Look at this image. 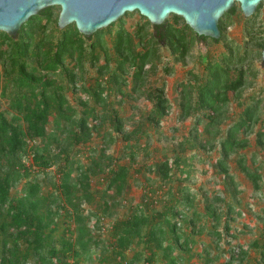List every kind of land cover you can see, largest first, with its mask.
Here are the masks:
<instances>
[{
    "label": "trees",
    "instance_id": "16d2710c",
    "mask_svg": "<svg viewBox=\"0 0 264 264\" xmlns=\"http://www.w3.org/2000/svg\"><path fill=\"white\" fill-rule=\"evenodd\" d=\"M261 8L262 3L253 17H238L247 23L248 33V24L256 23ZM60 11V6L43 9L23 24L17 36L0 31V98L7 99L5 105L0 101V264H72L71 257L80 264V258L91 256L99 243L94 227L102 230L103 218L114 214L113 207L118 206L131 172L130 165H119L108 152L110 145L123 140L133 166L137 145L145 150L154 135L162 139L161 125L172 104L165 79L160 85L147 86L149 74L157 70L165 50L172 60L166 61L163 69L166 74L173 73L175 63L185 62L200 40L215 48L204 52L201 65L190 69L176 84L179 119L193 118V124L178 148L162 155L154 166L161 187L178 179L177 188L163 208L152 214L148 208L157 200L154 190L146 191L131 214L111 228L112 258L121 264H134L126 260V252L143 241L151 249V257L162 250L166 264L183 263L184 259L186 264H194L189 262L196 255L194 236L206 232L221 240L219 226L224 220L230 233L234 205L228 204L227 211L212 203L204 212L197 208L196 194L185 183L193 157H188L187 151L218 152L214 166L235 198L239 190L231 171L232 160L256 191L264 185V157L258 166H252L244 153V149L256 146L252 163L264 153V88L249 97L242 94L258 75L252 63L254 48L250 47L258 38L251 36L244 45L227 38L226 30L232 25L227 17L236 14V4L219 20V39L197 34L177 14L155 25L138 10L86 35L75 23L60 28ZM136 15V22H131ZM86 63L96 68L98 76L93 84L79 86L85 96L74 104L68 91L78 87ZM133 93L145 94L151 107L127 129L124 104ZM234 101L237 109L232 110ZM95 135L104 141L99 150L89 148ZM87 148L88 162L84 163ZM54 166L56 180L49 174ZM40 174L51 180L54 191L48 195L43 192ZM98 175L100 183H106L102 190L93 185ZM21 181L25 182L23 194L13 195V186ZM60 213L69 220L64 221L57 246L51 231ZM202 217L207 222L201 223ZM93 219L96 221L91 225ZM210 220L212 228L207 226ZM252 245L264 261V244L258 239ZM239 250L237 255L230 249L231 256L224 264H233L236 257L244 264L248 250ZM204 251L211 255L209 248ZM197 255L202 256V252Z\"/></svg>",
    "mask_w": 264,
    "mask_h": 264
},
{
    "label": "rangeland",
    "instance_id": "374dc122",
    "mask_svg": "<svg viewBox=\"0 0 264 264\" xmlns=\"http://www.w3.org/2000/svg\"><path fill=\"white\" fill-rule=\"evenodd\" d=\"M237 12L234 15L228 16L227 21L231 22V26L227 28V38L234 40L235 42L245 44L247 38L256 36V40L250 43V47L254 48V57L252 63L258 70V75L251 79V84L247 85L243 89V97H249L255 92H259L261 88H264V64L261 67L260 62L262 54L260 51L264 49V2H262V8L259 15L256 18L254 25L248 24L251 27L248 33L246 26L247 23L239 16L244 15L240 3H236ZM256 14V13H255ZM254 14V15H255ZM253 15V16H254ZM251 16V17H253ZM246 17V16H245ZM248 18V17H247ZM138 15L131 19V22H136ZM130 25V24H129ZM215 48L212 44H206L203 41H197L194 45L191 54L187 57L185 62L175 63V71L171 74H166L164 71V64L166 61L172 60V55L169 51H163L164 57L161 62L158 63L156 71H152L149 74V82L147 86H157L161 84V79L166 81V93L171 101L172 107L169 115L164 119L162 123V139L158 140L157 135L151 140L150 146L147 149H142L143 145H137L135 147V161L136 163L132 166L130 149L125 148V142L118 140L114 144L110 145L108 152L117 159L119 165L127 164L131 166L130 176L128 178V184L124 189L122 196L118 197V206L113 207L114 214L105 216L103 220L104 228L99 230L94 227V232L99 243L94 246L90 257H82L79 259L80 264H121L118 258H112V225L119 219H123L131 214V212L141 203L143 196L146 191H152L154 200L156 203L150 204L148 208L149 213H155L160 211L164 204L167 203L171 198L174 190L178 185V179L173 182L167 183L164 187L162 181L158 178L155 172V164L162 159V155L165 153L172 154V149L178 148L180 140L184 139L188 134L192 124L193 118L179 119V96L176 89V84L179 80L186 78L188 71L192 68L200 66V57L207 50ZM2 63L0 61V71ZM98 76L96 68L91 67L89 63H86L83 75L79 77L77 86L74 90L68 91V96L74 104H78L79 98L85 96L82 92L81 85L87 86L90 83H94V80ZM129 92L132 91L131 84L128 87ZM1 92V85H0ZM3 105L7 104L6 98H0ZM151 107V102L145 94L133 93L128 96L126 103L124 104L123 115L127 117L126 128L131 129L134 121L141 118L143 112ZM231 109H237V101H234L231 105ZM254 143V135L250 136ZM101 135H95L89 148L99 150L103 143ZM144 144V140L141 141ZM82 156L84 163L88 162V152ZM256 146L253 145L248 149H244V153L247 155L249 164L252 166H258L260 159L264 157V153L259 154L256 163H252L254 160V152ZM258 150V149H257ZM219 155L216 151H204L200 150H189L187 156L191 157L190 163H192V171L190 178L185 182L190 190L196 194V202L198 203L197 208L204 212L205 206L208 203H212L214 206H220L224 211H227L228 204L234 205V211L232 212L233 219H231L230 233L225 230L224 220L219 226L222 232V239L218 240V236L215 234H197L194 236L196 243L194 244V255L189 260L190 263L194 264H224L231 256L230 249H234L235 254H239V248L243 247L248 250V258L244 264H264L261 261L260 252L252 245L254 240H260L261 244H264V185L259 191L253 188V185L245 174L241 173L239 169L235 167V160H232L231 171L236 175L238 182L237 197L235 198L233 192L230 189H226L228 184L224 182L223 176L220 175L219 170L214 166L215 159ZM28 163L30 160L27 161ZM148 165H152L153 169H149ZM56 166L49 170L50 176L55 177ZM100 176L94 177V188L96 190H102L106 183L101 184L99 180ZM40 179L43 181V192L48 195L54 191L51 180L46 174H40ZM57 177H55V180ZM24 181H21L13 186V195L23 194ZM229 188V187H228ZM207 194V197L204 194ZM100 196V194H99ZM220 196L222 199L217 200L216 197ZM207 198L209 200L207 201ZM239 199V200H238ZM113 201L112 199H110ZM238 200V202L236 201ZM89 207L88 205H86ZM54 209H56L54 205ZM191 214L192 209L188 210ZM69 220L60 213L52 225V237L55 239L57 246H59V239L64 230V221ZM95 219L92 220L91 225L95 224ZM207 222V218L202 217L201 223ZM212 221L207 223L210 228ZM212 228V227H211ZM220 245V249L218 248ZM209 248L211 255H206L205 248ZM178 252V251H176ZM202 252V256H198L197 253ZM151 249L147 247L146 242H142L138 245H134L131 249L126 252V260L134 262V264H166V256L162 250L155 252L154 256L151 257ZM236 255V256H237ZM105 256H108V260H105ZM185 256V255H184ZM210 256V257H208ZM214 256H218L217 258ZM151 257V258H149ZM188 257V255H186ZM208 258H214L213 261L208 262ZM76 259V258H75ZM74 258H70L72 264H76ZM238 258L234 259L233 264H239ZM186 264L185 259L183 263Z\"/></svg>",
    "mask_w": 264,
    "mask_h": 264
},
{
    "label": "water",
    "instance_id": "95a60500",
    "mask_svg": "<svg viewBox=\"0 0 264 264\" xmlns=\"http://www.w3.org/2000/svg\"><path fill=\"white\" fill-rule=\"evenodd\" d=\"M264 0H0V31L17 36L23 24L51 6H60V28L75 23L86 35L120 21L138 10L153 24L161 25L171 14L182 16L197 34L219 39L220 18L240 3L244 16H253ZM264 64V49L260 66Z\"/></svg>",
    "mask_w": 264,
    "mask_h": 264
},
{
    "label": "built area",
    "instance_id": "2783aa9c",
    "mask_svg": "<svg viewBox=\"0 0 264 264\" xmlns=\"http://www.w3.org/2000/svg\"><path fill=\"white\" fill-rule=\"evenodd\" d=\"M103 220H104V218H103Z\"/></svg>",
    "mask_w": 264,
    "mask_h": 264
}]
</instances>
